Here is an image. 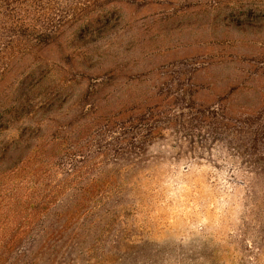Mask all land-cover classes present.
<instances>
[{
    "label": "rangeland",
    "instance_id": "obj_1",
    "mask_svg": "<svg viewBox=\"0 0 264 264\" xmlns=\"http://www.w3.org/2000/svg\"><path fill=\"white\" fill-rule=\"evenodd\" d=\"M60 2L54 43L0 77V264L72 202L75 147L103 173L77 264H264V0ZM140 124L158 130L120 146Z\"/></svg>",
    "mask_w": 264,
    "mask_h": 264
},
{
    "label": "trees",
    "instance_id": "obj_2",
    "mask_svg": "<svg viewBox=\"0 0 264 264\" xmlns=\"http://www.w3.org/2000/svg\"><path fill=\"white\" fill-rule=\"evenodd\" d=\"M60 3V0H0V77L10 72L12 62L17 58H21L33 50H42L54 43L64 25V20L70 16V9L65 14H61L63 11H60L62 7ZM52 15H55L56 18ZM157 130V127H144L142 124L129 126L128 129L125 126L124 131L126 132L123 133L124 137L120 138L122 140L120 146L126 145L128 142L131 145L129 149L140 151L144 146L143 132L153 133ZM127 133H131V136ZM75 148L64 155L66 161L63 164L59 163L63 172H60L61 180L57 184V189L60 190L55 193L59 197L64 190H72L73 194L68 197L72 202L66 200L60 204L61 206L58 204L60 207L55 204V201L50 202L52 206L51 219L39 218V223L35 222L24 235L19 237V241H23L24 244H20L17 248L9 264H77L76 262L80 260L79 254H75V249L79 247V239L82 235L87 233L92 236L94 234L95 225L92 217H95L97 221L98 208L96 205H91L90 196L95 193L103 173L93 174L91 166L96 165L94 159L96 157L83 155L82 147ZM126 149L119 147L118 150L126 152ZM76 152H80V154ZM132 153L138 156L140 152L132 151ZM137 161L139 159L135 157V161L132 162ZM50 166L53 170L58 166V163L51 161ZM80 181L84 184L67 187L69 184L71 186L80 184ZM14 188L8 190L10 198L14 201L19 199L28 201L34 197L33 202L38 204L39 200H43L40 189L22 193V187ZM19 190L22 194L20 198L19 192H12ZM35 208L36 206H32L31 210ZM104 211L108 214V209L104 208ZM80 220L78 227H75V223ZM19 228H21L20 224ZM96 242L93 244V248ZM91 248L87 247L86 250L89 251ZM7 260L8 257L5 259L0 257V261ZM112 263H114V259ZM95 264H111V261H106L103 258Z\"/></svg>",
    "mask_w": 264,
    "mask_h": 264
}]
</instances>
